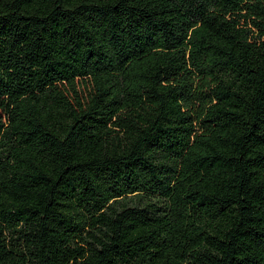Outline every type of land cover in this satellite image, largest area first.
Listing matches in <instances>:
<instances>
[{"label":"trees","instance_id":"1","mask_svg":"<svg viewBox=\"0 0 264 264\" xmlns=\"http://www.w3.org/2000/svg\"><path fill=\"white\" fill-rule=\"evenodd\" d=\"M0 264H264V0H0Z\"/></svg>","mask_w":264,"mask_h":264}]
</instances>
